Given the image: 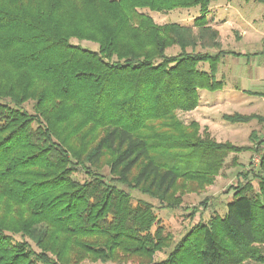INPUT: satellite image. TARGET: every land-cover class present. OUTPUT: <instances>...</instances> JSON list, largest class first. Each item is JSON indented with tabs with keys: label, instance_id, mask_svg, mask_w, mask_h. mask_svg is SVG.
I'll use <instances>...</instances> for the list:
<instances>
[{
	"label": "trees",
	"instance_id": "16d2710c",
	"mask_svg": "<svg viewBox=\"0 0 264 264\" xmlns=\"http://www.w3.org/2000/svg\"><path fill=\"white\" fill-rule=\"evenodd\" d=\"M211 1L0 0V264H264V134L239 146L178 117L198 106L199 90L223 86L221 52L194 50L218 46ZM193 6L191 26L139 11ZM171 46L179 51L168 55ZM30 100L33 113L22 107ZM245 150L257 168L243 173L226 212L193 223L156 260L170 233L150 201L133 202L117 184L176 207Z\"/></svg>",
	"mask_w": 264,
	"mask_h": 264
},
{
	"label": "rangeland",
	"instance_id": "374dc122",
	"mask_svg": "<svg viewBox=\"0 0 264 264\" xmlns=\"http://www.w3.org/2000/svg\"><path fill=\"white\" fill-rule=\"evenodd\" d=\"M226 5L233 8L227 7ZM139 11L148 14L153 21L159 25L178 23L184 26H191L194 18L200 15V8L198 6L184 8L177 7L164 11H154L148 8H143L139 9ZM227 12L234 14L237 13L239 15V17H237L241 20L239 25L240 27L244 26L243 28L247 37L242 38V40L232 39L231 42L228 43L223 40L224 35L222 36V18L223 14ZM206 18L208 25L217 30L218 46L209 47L197 44L194 50L199 52H209L211 54L221 52L220 63L217 66L216 73V77L218 79L222 80V48L245 51L250 54L257 52L256 56H241V58H243L241 59L243 66L240 68L242 71L255 69L257 66V60L261 62V60L264 59V0H213L210 2L206 11ZM194 30L196 31V29ZM71 42L78 43L84 47L94 50L98 47L95 42L87 40L72 38ZM190 49L191 48H188V50ZM178 51L179 48L177 46H171L166 50V53L168 55H172ZM199 66L205 69L208 68L207 63H201ZM200 94L201 104L198 109L194 112L189 111L178 113V117L185 124L189 123L191 120L197 121L200 128H206L210 135L217 141L222 142V140H225L239 146H246L252 143L249 141V134L252 128L257 131L258 137H263L264 122L252 120L249 123H232L222 118V112H224V110H226L225 112H229L224 114H232L236 112L234 108L222 109V89L216 91L202 89ZM22 107L30 113L34 112L33 101L31 100L24 103ZM246 110L250 111L249 108H246ZM252 110L257 111V113L264 114V101H261V98L256 97ZM222 119L224 120V124L226 126L225 128H222ZM253 146H255V143H253ZM233 157L235 160H232ZM255 159H257V153L251 150L230 153L225 160L224 167L220 170L218 175L214 177V181L202 190L183 194L179 206L176 207L162 206L164 203H160L156 198H152L138 190L127 188L125 185L117 184L118 187L125 188V190L130 192L132 197L131 200L133 202L139 198L150 201L154 206V211L160 222L164 225L166 231L170 233L172 238L171 245L164 248L162 251L157 252L154 258L156 260L165 258L172 245L177 242L186 230L199 219L207 220L214 213H225V203L231 198L235 186L241 182H245L243 173L253 169V167L257 168L256 166L258 161H255ZM101 171L109 180V177H111L109 174V168L106 166L102 167ZM252 175L253 172H250L248 174V178L252 179L253 184L255 185L256 181ZM74 176L80 181H84L88 178V175L83 171L75 172ZM193 209L196 210L194 214L192 212ZM14 238L16 240H27L33 246V243L29 239L23 238L19 234L14 235ZM81 264L114 263L111 261L103 263L101 261L93 262L86 260ZM126 264L134 263L128 262Z\"/></svg>",
	"mask_w": 264,
	"mask_h": 264
},
{
	"label": "crops",
	"instance_id": "0c3cea01",
	"mask_svg": "<svg viewBox=\"0 0 264 264\" xmlns=\"http://www.w3.org/2000/svg\"><path fill=\"white\" fill-rule=\"evenodd\" d=\"M226 6L231 7L228 5ZM237 17H239L237 13L234 14L231 12L230 13L227 12L223 14L222 36L224 35V39L223 38L222 39L227 43L231 42L232 39L242 40V38L247 37L246 32L243 28L244 26L240 27L239 22L241 20ZM222 51L225 52L222 55V82H223L222 109L234 108L236 112L241 114L252 113V114H258L264 116V114H260L257 113V111L252 110V106L255 103L256 97H259L261 98V101H264V59L261 60V62L257 60V66L255 67V69H248L242 71L240 69L243 66L241 62V59L243 58H241V56H245V57L249 55L256 56L257 52L250 54V53H246L245 51H236V50L224 49V48H222ZM230 52L238 53V55H234L233 53ZM200 91L201 90L198 91L199 94L198 106L190 112H194L196 109L200 107L201 104ZM246 108H249L250 111H247ZM225 111L226 110L222 112V118L224 113H229ZM225 127L226 126L224 124V120L222 119V128ZM253 130L254 128H252L251 131Z\"/></svg>",
	"mask_w": 264,
	"mask_h": 264
},
{
	"label": "built area",
	"instance_id": "2783aa9c",
	"mask_svg": "<svg viewBox=\"0 0 264 264\" xmlns=\"http://www.w3.org/2000/svg\"><path fill=\"white\" fill-rule=\"evenodd\" d=\"M259 157H257V159H255V161H258L259 159H258Z\"/></svg>",
	"mask_w": 264,
	"mask_h": 264
}]
</instances>
